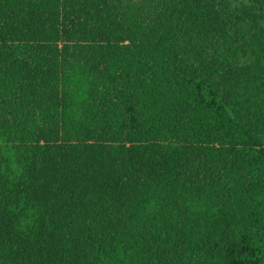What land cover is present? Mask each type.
I'll use <instances>...</instances> for the list:
<instances>
[{"label":"trees","instance_id":"obj_1","mask_svg":"<svg viewBox=\"0 0 264 264\" xmlns=\"http://www.w3.org/2000/svg\"><path fill=\"white\" fill-rule=\"evenodd\" d=\"M0 264H264V0H0Z\"/></svg>","mask_w":264,"mask_h":264}]
</instances>
